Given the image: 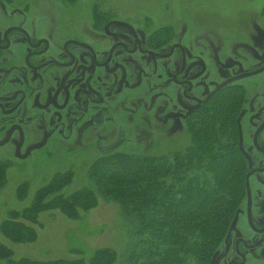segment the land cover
Listing matches in <instances>:
<instances>
[{
	"label": "flooded vegetation",
	"instance_id": "flooded-vegetation-1",
	"mask_svg": "<svg viewBox=\"0 0 264 264\" xmlns=\"http://www.w3.org/2000/svg\"><path fill=\"white\" fill-rule=\"evenodd\" d=\"M106 8L93 10L80 27L59 22L60 33L52 26L46 34V22L0 26V134L8 146L16 141V156H49L57 138L88 132L98 141H118L103 154L147 138L186 134L190 140L195 118L216 92L203 100L232 77L220 70L217 82L210 55L171 27ZM256 103L246 101L242 126L238 121L239 149L251 172L250 208L245 193L212 264H245L252 250H264V100ZM151 144L146 151L153 152Z\"/></svg>",
	"mask_w": 264,
	"mask_h": 264
},
{
	"label": "trees",
	"instance_id": "trees-1",
	"mask_svg": "<svg viewBox=\"0 0 264 264\" xmlns=\"http://www.w3.org/2000/svg\"><path fill=\"white\" fill-rule=\"evenodd\" d=\"M231 84L200 109L191 127L193 137L181 150L161 156L105 153L86 170L91 186L68 195L63 189L74 173H55L27 206L12 210L0 223V234L13 243H29L36 238L33 225L40 213L58 210L76 221L80 211L97 208L103 200L138 223L125 264H212L246 193V163L238 133L244 95ZM10 166L0 159V189ZM28 187L27 181L20 183L15 197L23 201ZM78 253L76 258L15 260L0 241L1 264H115L117 260L116 250L109 246Z\"/></svg>",
	"mask_w": 264,
	"mask_h": 264
},
{
	"label": "rangeland",
	"instance_id": "rangeland-1",
	"mask_svg": "<svg viewBox=\"0 0 264 264\" xmlns=\"http://www.w3.org/2000/svg\"><path fill=\"white\" fill-rule=\"evenodd\" d=\"M0 4L5 6L6 11L4 15L0 7V26L26 21L35 27L37 22L43 26L46 22L43 30L46 34L52 26V30L60 33L59 22L77 21L76 27L90 22L91 12L101 5L107 6L106 9L133 13L141 20L171 27L177 35L183 36L184 43L195 44L206 58L209 54L217 82L223 79L220 70L233 76L258 67L264 59V0H106L102 3L90 0H0ZM231 83L243 92L241 108H245L246 101L256 105L261 98L264 100V70ZM238 121L242 126L240 115ZM88 134L80 138L73 134L65 140L57 138L54 146L50 147L49 156L38 155L39 151L37 156L27 157L16 156L13 153L16 141H8V146L1 141L4 134H0V159L11 163L6 184L0 189V223L8 218L12 210L27 206L34 192L55 173L67 170L74 173L72 181L63 189L65 195L91 186L86 171L88 166L103 156L100 150L118 141H98ZM149 139L129 144L125 142L113 152L161 156L181 150L189 142L186 134L179 140ZM150 144L153 145V152L146 151ZM24 181L29 187L26 198L21 201L15 197V190ZM137 226V221L121 213L116 204L101 200L97 208L80 211V218L76 221L68 219L58 210L40 213L38 223L33 225L36 238L32 242L13 243L1 234L0 241L12 250L15 260L76 258L79 251L86 255L94 248L109 246L117 252L115 264H125L124 258L136 242ZM221 245L217 250L221 249ZM263 252L260 247L252 250L245 264H264Z\"/></svg>",
	"mask_w": 264,
	"mask_h": 264
},
{
	"label": "water",
	"instance_id": "water-1",
	"mask_svg": "<svg viewBox=\"0 0 264 264\" xmlns=\"http://www.w3.org/2000/svg\"><path fill=\"white\" fill-rule=\"evenodd\" d=\"M264 70V63L255 68V69H252V70H249V71H244V72H241L235 76H232L230 78H227L225 81L221 82L220 84H218L216 86V88L209 94V96H207L205 98V100L203 101H206L209 97H211L215 92H217L220 88L224 87L225 85L231 83V82H234V81H237L239 79H242V78H246V77H249L251 75H254V74H257L259 72H262ZM250 173L251 172H248L245 176V188H246V194H247V204H248V207L250 208V191H249V176H250ZM236 222V218H234L233 220V225L235 224Z\"/></svg>",
	"mask_w": 264,
	"mask_h": 264
}]
</instances>
